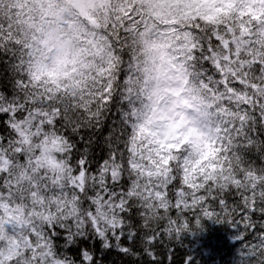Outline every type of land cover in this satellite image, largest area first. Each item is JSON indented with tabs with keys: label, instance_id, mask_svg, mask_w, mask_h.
<instances>
[{
	"label": "snow or ice",
	"instance_id": "snow-or-ice-1",
	"mask_svg": "<svg viewBox=\"0 0 264 264\" xmlns=\"http://www.w3.org/2000/svg\"><path fill=\"white\" fill-rule=\"evenodd\" d=\"M0 77V264H264V0H0Z\"/></svg>",
	"mask_w": 264,
	"mask_h": 264
},
{
	"label": "trees",
	"instance_id": "trees-1",
	"mask_svg": "<svg viewBox=\"0 0 264 264\" xmlns=\"http://www.w3.org/2000/svg\"><path fill=\"white\" fill-rule=\"evenodd\" d=\"M3 87L4 80L0 77V90ZM103 135L106 136L107 131ZM240 231L236 226L204 219L202 228L182 233L176 239L161 234L157 251L163 264H186L189 257L191 264H239L244 244L252 239L250 236L238 239ZM105 264H126V258L113 251L107 254Z\"/></svg>",
	"mask_w": 264,
	"mask_h": 264
},
{
	"label": "water",
	"instance_id": "water-1",
	"mask_svg": "<svg viewBox=\"0 0 264 264\" xmlns=\"http://www.w3.org/2000/svg\"><path fill=\"white\" fill-rule=\"evenodd\" d=\"M234 241H235V240H231L230 242H232V243H233Z\"/></svg>",
	"mask_w": 264,
	"mask_h": 264
}]
</instances>
